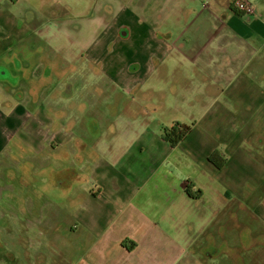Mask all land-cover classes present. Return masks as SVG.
<instances>
[{"label":"rangeland","instance_id":"374dc122","mask_svg":"<svg viewBox=\"0 0 264 264\" xmlns=\"http://www.w3.org/2000/svg\"><path fill=\"white\" fill-rule=\"evenodd\" d=\"M14 1V5L12 4L8 7V11L11 13L9 19L13 21L11 16H17L19 21L28 25L32 31L30 38H27L22 43V49H26L29 53L28 62L29 70L31 71L54 69V63L56 64V70H58V59L63 62L59 67V71H63V69L70 70L69 61L85 52L82 43L86 38H93L89 46L99 50L103 48L106 40L98 41L95 36L98 27L112 24L110 18L106 16L108 11L112 12L111 17L114 19L128 20L130 16L123 11V6L130 0ZM235 2L249 3L252 6L251 0H235ZM155 17V14L148 15L150 21ZM163 17L168 21L171 20V17L166 15ZM256 17L257 21L264 25V16L257 15ZM237 20L239 22L233 24V29L236 28L238 32L246 33L243 26L250 27L252 23L256 22L255 10L253 15H244L243 18L238 17ZM6 23V20L0 15V28L3 29L0 37L7 35ZM122 33L128 35L129 32L127 29H123ZM131 33L134 35L135 31L132 30ZM163 33L177 36L184 34V30L176 27ZM146 38L145 36L142 41L143 46L150 44L145 40ZM106 39L109 44V50L105 51L101 56L106 57L108 62L116 64L118 59L114 54L121 55L122 49L125 51V57L132 59L141 58V53L136 46L139 43L138 38L134 39V42H121L120 46H117L118 43L112 34L107 35ZM180 46L172 48L164 44L158 48L157 54L155 52L146 54L144 57L155 54V61L150 57L147 58L148 62L144 64L142 72L149 75L145 80L144 89H151V92L157 97L158 106L161 108V105H163L164 113H169L176 121L188 125L191 129L194 127L192 135L186 138L181 146L187 152V155H178L169 152L163 147L160 127H158V131L152 129L140 142L137 139L125 145L124 151L134 145H138V149L126 154L123 161L116 166V171L113 169L114 165L109 164L93 170V172L96 170L98 173L90 175V182L84 189L86 195L90 196L87 198L88 205L86 207L82 206L83 201L81 200L79 202L72 200L68 206L58 203V209L62 217H56L52 220L51 227H54L53 232L58 236L61 229L69 231L70 228L75 226L77 231H75L76 235L73 238L65 239L59 236L55 241L54 237L57 236L51 234L49 230L43 231V235L39 237L30 232L31 239H35L38 243H43L40 259L45 258L44 261L51 260L53 262L58 257V264L60 262H65L66 264H96V260H91L88 263L96 249V240L91 236L93 232L87 231V233L83 232L82 235L79 234L82 230H85L84 228H87V225H92L94 228L100 226V217L103 216L101 213L103 203L113 198L130 200L133 197H138L141 193L148 200L152 198L148 193V188L153 184L152 180H143L142 176L132 173L131 165L145 166L146 164L157 162L159 169L154 176L156 179L155 183L167 186L166 176H168L172 178L173 184L177 187L179 181H182L183 170L178 169L175 163L179 158L184 160V156H186L195 161L201 171L194 177L195 182L191 181L195 185V189L190 190V194L186 190L177 198L187 199L193 197L204 200L208 212H217L221 209L218 206L219 204H217L219 200L236 199V203L228 205L226 211L228 214L238 217V222L247 227L248 232H244V239L252 236L251 240L255 249L248 256V261L253 264H264V221L259 219L261 216L258 215L256 207L254 208L251 202H255V199L251 197L253 192L257 194L258 200H264V151L256 148L254 144H249L250 150L245 148V142L253 139L256 135L264 139V39L255 38L240 46L229 45L226 48V52L229 55V64L225 67L223 64L217 66L210 73L197 72L190 58L183 57L190 55V48L182 50L183 48H180ZM113 47H116V51H113ZM13 54V52H8L7 57H12ZM94 54H99V51L96 50ZM163 54L169 55L162 58ZM100 59L105 60L101 57ZM101 73L103 74V71ZM83 76V73H78L75 76L77 80L75 90L77 92ZM211 77H220L221 79L213 84L209 80ZM49 84L50 80L46 78L41 86L42 90L45 89L41 103L50 99L53 90L56 88L54 81L51 85ZM110 85L111 82H106L107 87ZM149 102V97L146 94L143 97V103L147 104ZM0 103H2L1 97ZM14 105H18L14 107L19 109V103L15 102ZM134 108L135 106L128 103L123 105L124 110H133ZM0 113L9 117V111L4 108H0ZM164 113L153 119L159 120L163 118ZM13 118L17 120L20 116L15 114ZM124 125V123L120 122L118 126L120 134L125 135V132L127 137H129L133 132L128 131L129 128L122 130ZM132 129L134 132H145V128L139 126H132ZM81 145L83 144L75 143L77 148ZM212 149L218 150L219 154L226 160V164L229 167L225 172L229 176L231 175L230 177H226L224 173L211 176L206 172L209 171V167L203 160L208 151ZM65 151V149L62 150L58 157L59 160L65 158L64 156L67 154ZM248 151L252 155L250 162L247 157ZM114 156L117 157V160L122 159L120 152H116ZM146 156L149 158H145ZM245 163L249 164V167ZM78 164L81 165L80 168L84 165L80 160ZM95 165H99V163L97 162ZM72 169L76 170L74 164ZM97 175L104 177L105 181L101 184L97 183ZM47 176H51L50 173ZM19 185L24 186L28 191V199L30 201L34 198L44 199L49 192H55L57 189L54 183L48 179L46 183L41 184L30 182L28 185L25 182H15V187ZM246 189H249V192L245 197L246 201H242L244 197L240 196V194ZM198 192H201V194H198ZM64 193L67 194L69 191ZM5 194L12 195V192ZM13 196L18 197L16 193ZM55 199L58 200V196ZM21 205L24 206V204ZM74 206L75 208L71 210V207ZM25 207L29 206L25 205ZM46 208L49 210L46 216L58 211L55 205L49 203L46 204ZM104 209L108 214L113 208L107 206ZM70 211L74 214H70ZM179 211L176 210L177 216L181 215ZM183 216L190 220L189 215L186 213ZM49 219L50 217H47V221ZM60 219L62 222L59 228L58 221ZM121 223L122 219L117 217L112 221L111 225L115 228L121 226ZM14 224H17L15 219ZM238 232L240 233L241 231L238 229ZM46 238L50 239L46 240ZM231 238L232 233H227L225 240L228 242ZM66 240H70L72 244L77 241L81 242V245L74 249L76 254L73 263L68 252L56 255L58 243L63 251ZM108 241L107 238L102 239L97 249L105 254L104 247ZM218 243L220 244V241ZM44 244L46 245L44 246ZM222 245L224 246L225 243ZM223 246H221L220 252L216 254V259L222 264H231L229 255L225 252ZM150 247L151 252L159 249L158 245L154 244H150ZM131 248L128 244L126 245L127 250ZM210 255V257H213L212 253ZM15 256L17 264L23 262L24 255L22 252L15 251ZM244 262L246 264V256H244ZM30 264H39V260ZM211 264H215L214 261Z\"/></svg>","mask_w":264,"mask_h":264},{"label":"crops","instance_id":"0c3cea01","mask_svg":"<svg viewBox=\"0 0 264 264\" xmlns=\"http://www.w3.org/2000/svg\"><path fill=\"white\" fill-rule=\"evenodd\" d=\"M235 0H130L125 4L123 9L125 13L130 15L129 20L134 19V31L140 32L142 38H140L138 47L144 49L147 48L146 45H142L144 37L148 41V45L152 46L153 52L157 54L159 47L164 45L161 39L151 38L152 32H167L172 28H181L185 30L183 38L177 40V45L185 44L189 46L190 55H185L186 58H190V61L194 66L197 67L198 72L210 73L217 66H223L229 64V55L226 52V48L229 45H237L247 43L249 40H254L255 38L264 39V25H261L257 21V15L264 16V0H251V4L255 10V20L250 27L243 26L246 33H240L235 28L233 29V24H237L239 21L238 17L233 16L230 13L231 5ZM14 0H2L0 3V15L6 20L7 30L6 36L0 37V57L5 56L7 51L13 50L15 44H22L25 42L26 38L32 32L28 25L23 24L19 21L17 16H11L13 21L9 19L11 13L8 11L10 5H14ZM13 9V8H12ZM149 14H155L156 17L153 20L148 19ZM164 15L171 17V20L164 19ZM252 21V18H251ZM186 27V28H185ZM3 29L0 28V34ZM219 34L220 37H219ZM181 35V34H179ZM23 45V44H22ZM92 54L98 48L91 47ZM185 52V51H184ZM154 54V58H155ZM151 56H143L141 54V62L147 64V58H153ZM168 55L163 54V57ZM16 62H18V70H15V77L13 83H0V97L2 98V103H0V108H4L9 111V117L4 116L0 113V153L2 152L4 146L11 142L12 144L21 145L25 149H31L36 154L41 155V158L34 159L28 157L27 159L31 162L40 163L42 167H46L48 170L54 168L58 173H63V182L66 181L62 190H58V198H65V201H55L52 205L58 209V203L65 204L68 206L69 202L72 200L83 201V207L88 205L87 198L90 197L85 193V187L90 182V175L92 173L97 174L98 172L94 169L101 168L106 164L114 165L113 169L116 171V166L123 161L126 154H129L138 149V145L129 147L124 151L125 145H128L133 140L140 142L141 139L147 136L152 129L158 131V125H152L154 122H159L165 126L169 125L171 122L176 121L168 113H164V117L159 120H153L148 124H143L140 120H132V117L125 115V118L117 120L115 126H110L106 124L105 119L109 116V110L103 108L99 113L96 109V104L93 103L89 112H94V121L97 119L99 123L98 131L103 137V140L97 143L88 133L82 134L87 137V141H83L84 145L79 148L75 146L74 135L79 134L80 130L74 131L71 134H66V129L61 126L66 120L63 118V112L67 109V104L58 101L52 102L47 99L46 102L41 103V98L44 97L43 92H38L36 94V100H33L32 95H30L31 83L25 82L23 78L24 65L28 62L25 61L23 55L18 54L14 57ZM122 71L118 74H112L109 70L106 71L104 78L100 84L106 85V82H111L112 80L118 84V86L126 88H131L135 86L138 82H143L145 85L146 78L148 74L140 71L138 74L131 75L126 70V58L123 59ZM15 64L13 57H5L0 62L2 71L1 75L6 77L5 70L8 69V65ZM16 67V64L14 65ZM4 67H7L4 68ZM33 70L31 74L27 76V79L34 78ZM220 80V77H215ZM18 79V80H17ZM3 81H9L6 78ZM18 81V82H17ZM4 87H9L10 92L5 95L3 92ZM118 87V88H119ZM19 103L20 107L15 108L14 103ZM18 114L19 119H14L13 116ZM72 114L71 112L69 115ZM163 114V113H162ZM161 115V114H160ZM158 116V115H157ZM141 118V117H139ZM120 122L125 125L122 127L129 128L128 131L133 133L127 137L121 135L118 129ZM61 126V127H60ZM132 126H139L145 128V132H134ZM60 127L58 131V136L54 137L53 145H58L56 148V153L53 157L47 155V151L50 147L51 140L47 135L55 132V128ZM194 129V127H193ZM192 129V131H193ZM123 132V131H122ZM193 132L186 138H189ZM134 134V135H133ZM255 137L251 140L245 142L246 150H250L249 144H254L256 146ZM185 140V139H184ZM184 141L172 149L164 141L162 142L163 147H165L169 152L175 154L187 155V152L182 149ZM256 148H258L256 146ZM65 149L67 154L62 160L59 158H54V156H60L62 150ZM264 151V148L262 149ZM215 151L209 150L204 163L209 167L208 172L211 176L216 174H223L226 177H230L225 171L228 169V164L226 167L218 171L216 168L210 166L207 163L208 157ZM116 152H120L122 156L121 160H117L114 156ZM122 153V154H121ZM118 156V155H117ZM251 152L248 151L247 157L250 162ZM149 158V157H145ZM81 161L83 165L78 164ZM256 160V159H254ZM99 165H95V163ZM73 164L76 170L72 169ZM176 166L178 169L183 170L182 181H179L177 187L173 184L172 178L166 176L167 186H163L161 183H155V174L159 169L157 162L154 164H146L145 166L131 165L133 172L136 175L142 176L143 180L150 179L153 184L148 188V193L152 196L151 200H148L143 193L139 194L138 197H133L132 199H120L113 198L108 202H104L102 205L100 217V226L94 228L92 225H87L82 233H91L93 239L96 240L95 251L91 255V260H96V264H211L213 261L215 264H222L216 259V254L220 252L222 244L225 243L224 250L229 255L231 264H245L244 256H246V264H253L248 261V256L252 254L255 247L252 245V236L243 238L244 232H248L247 227L244 224L238 222V217L228 214L226 207L236 203L235 200L224 199L219 200L217 204L221 208L217 212H208L207 205L204 200L199 199H179L180 195L186 191L188 185H195L191 182L194 181V177L198 175L201 171L199 166L195 161L184 156V160L179 158L176 161ZM247 164V163H245ZM249 167V164H247ZM0 167L2 169L7 167V163L0 162ZM90 173H89V172ZM68 172V173H66ZM117 174V173H116ZM118 175V174H117ZM263 177V176H262ZM0 179H4L0 174ZM97 183L101 184L105 181V178L101 175L96 177ZM5 181V180H4ZM102 186V185H101ZM249 189H246L240 196L245 197L248 194ZM69 191L65 194L64 192ZM147 191V190H145ZM233 196V195H232ZM251 197L256 200L257 194L252 193ZM238 201V202H242ZM249 201V200H248ZM254 208H258V215L260 220L264 221V203L263 200L258 203L251 201ZM50 204V203H49ZM112 207L107 214L104 207ZM129 207V208H128ZM60 208V207H59ZM75 208L71 207V210ZM177 208V209H176ZM180 210V216H177L176 210ZM49 213L46 205L42 206V224L49 230L51 234L56 235L54 227H51V222L56 217H62L61 212L58 211L53 214ZM187 214L190 220L186 219L183 214ZM43 214L45 215L43 217ZM70 214H74L70 211ZM182 216V217H181ZM47 217L50 219L47 221ZM120 217L122 219L121 226L112 227V221ZM61 219L58 221V227L61 226ZM60 228V227H59ZM238 229L241 231L238 232ZM150 230V233H149ZM68 231V230H67ZM70 234H66L70 238H73L76 234L75 226L69 229ZM74 231V232H73ZM30 232L28 230L22 234L23 237L30 239ZM0 233H4L0 230ZM65 230L60 231L57 237H54L56 241L58 237H63L65 235ZM227 233H232V238L230 241L225 240ZM241 234V235H240ZM9 238L11 242H17L18 233H10L5 236ZM107 238L109 241L106 242L103 251L98 250V246L102 239ZM47 240L50 238H46ZM66 239V238H65ZM220 241V244L218 243ZM28 242V241H24ZM35 244L32 241H29ZM128 242L129 247L135 244L131 249H125L122 247V243ZM12 243L8 244L7 253L9 256H15V251H20L17 245ZM150 244L158 245L159 249L151 252ZM81 245L80 241L74 242L72 244L70 240H66L64 243L63 251L59 247L56 255L65 254L68 252L70 254L71 262L75 260L74 249ZM40 247V246H39ZM43 248V247H42ZM41 248V249H42ZM41 249L39 252L41 253ZM83 249V247H82ZM126 251V252H125ZM21 252V251H20ZM210 253L213 257H210ZM23 254V253H22ZM24 255V254H23ZM11 258L12 264H17L16 256L15 260ZM58 257L53 262L51 260L43 261L42 264H58ZM6 260H1L0 263H5ZM32 261L29 257V262L23 258V262L19 264H30ZM59 264H66L65 262H60ZM77 264V263H76Z\"/></svg>","mask_w":264,"mask_h":264},{"label":"flooded vegetation","instance_id":"af4514ba","mask_svg":"<svg viewBox=\"0 0 264 264\" xmlns=\"http://www.w3.org/2000/svg\"><path fill=\"white\" fill-rule=\"evenodd\" d=\"M1 2L2 0H0V3ZM123 11L126 12L124 9ZM106 16L110 18L112 24H108V26L104 25L98 27L95 36L98 41L106 40L103 48L101 50L98 49L99 54L92 55V46H89V43L93 40V38H86L82 43V46L85 48V52L69 61L68 66L70 70L63 69V71H59V67L63 64V62L61 59H58V70H56V64L54 63V69H45L44 71H42V69L36 70L34 73V78H30L28 80L27 76L28 74L30 75L32 71L29 70V53L26 49H22V44L14 46L12 51L11 49H9L5 56L0 57L1 62V60H3L8 55V52L14 53L12 57L16 64V67L14 66L15 64L8 65V69L7 67H4L7 69L5 70L6 77H4L1 75L4 69L0 66V83H13V85H15L16 82L13 81V77L16 76L15 73L17 72L15 70H18L17 67L19 64L18 62H16L14 57H16L18 54L23 55V57L25 58L24 60L28 62L24 65L23 78L25 82L31 83L30 95H32L34 101L37 99L36 94L38 92H42L41 86L44 84L46 78L50 80L49 85H51L53 81L55 82L54 86H56V88L53 90L50 100L53 103L62 101L68 105L66 111L61 113L63 114V118H66L61 126L65 127L66 134H71L74 131L80 130V133L74 135V138L76 142L82 143L83 145V141L88 140L86 136L82 135L85 133H88L97 143L103 140V137L99 134L98 131L99 123L97 119L94 121V112H89L93 103L96 104V109L99 110V113L103 108L109 110V116L105 119V121L107 125L113 127L116 124L115 122L117 120L125 118V115L131 116L132 120H140L143 124H148L153 121V118L157 117V115L164 113L163 105H161V108L158 106L156 102V95L151 92V89H144L143 82H138L137 84H135V86L126 89L121 86L119 87L118 84H116L113 80L111 81V85L109 87L103 84H101L100 86V82L104 78H106L105 73L107 70H109L112 74L119 75V71H122V63L124 62V58H126V70L131 75L138 74L143 70L144 66V64L141 62V58L132 59L130 57H125L124 49H122L121 55L114 54L118 59L116 64L108 62L106 60V57L101 56L105 51L109 50V44L106 39L107 35L109 36L112 34L114 36L115 41L118 43L117 46H120L121 42H134V39L138 38L140 40V38H142L140 32H135L134 35L131 33V31L134 30L133 27L136 23L134 19H114L111 17L112 12L109 11L106 13ZM123 29L128 30V35L126 33H122ZM31 33L28 38H30ZM184 34L174 36L170 33H161L160 35V32H152L151 38L161 39L167 46L175 48L176 46H180L177 45V40H181ZM136 46L138 51H140L141 54L143 53V56H145L149 52L153 53L151 45H148L147 48L144 49L138 47V45ZM180 48H183L182 50H185L186 48H189V46L181 44ZM113 51H116V47H113ZM100 57L104 58L105 60L100 59ZM152 57V60L155 61L154 54ZM183 57L185 58V56ZM194 68L197 70L196 66H194ZM101 71H103V74L101 73ZM78 73H83L84 76L80 80L79 91L77 92L75 90V85L77 84L75 76ZM6 78H8L9 81H3ZM209 80L213 82V84L220 81L215 77H211L209 78ZM3 92L5 95H8L10 92V88L4 87ZM146 94L147 97H149L150 102L144 104L143 97ZM124 103L133 105L135 106V108L133 110H124ZM70 112L72 114L69 115ZM152 125H158L161 128V131L163 129H166L169 133L175 128L178 129L179 126L189 127L188 125L182 124L180 121H173L167 126L160 124L159 122H154L152 123ZM60 127H56L54 133L50 132L47 135V137L51 140V143L46 153L50 157H53V154L56 153V148L58 147V145H53V142L54 137L58 136L57 130H60ZM178 131H181V129H179ZM184 139H186V137ZM184 139L181 141V143L184 141ZM254 141L258 148H264L263 138L256 135ZM215 152L219 153V151ZM28 157L37 159L41 158L42 156L36 154L31 149L23 148L20 144L16 145L12 144L11 142H8L0 153V162L7 163L6 168L2 169L0 167V174L4 178L0 179V230L4 232L0 233V259L3 261L6 260V263L8 264H10L12 261L10 257H13V259L15 260V256H9V254L7 253L8 244L12 242L11 240H9V238H5L7 233L10 234L12 232L18 233L17 242H13L12 244L14 246L17 244L19 245L17 248L24 254L25 260L29 262L30 257L32 262L39 260V264L43 263L45 258L40 259L41 253L39 252V250L43 247V243H38L35 239H31V237L30 239H28L26 236L23 237L22 234H24L28 230V227L29 230H31V233H34L37 237L42 236L44 233L43 231H47V228L41 223L42 206H45L47 203L52 204L53 202L57 201L55 197L58 196V190L59 188L60 190H62L66 183V181L63 182V173H58V171H56L54 168H50L48 170L46 167H42L40 163L38 164L36 162L29 161L27 159ZM54 158H58V156L56 155L54 156ZM207 163L210 166L214 167L208 159ZM48 173H50L51 176H47ZM47 179L50 182H53L54 186H56L57 189L55 190V192H49L48 196H46L44 199L34 198L30 201L28 199V191L24 186L19 185L15 187V182H25L28 185L30 182L41 184L46 183ZM188 186L191 187L190 190L194 188L192 184ZM10 192H12V195L5 194ZM14 193H16L18 197H14ZM198 194H201V192H198ZM190 199H193V197H190ZM65 200V198H58V201ZM261 201L262 200H260V202ZM255 202L258 203V200H256ZM21 204H24V206H22ZM25 205H28L29 207L26 208ZM256 211L259 212L258 208H256ZM14 219L16 220L17 224H14ZM65 232L66 233L63 237L69 238V236H67L66 234H70L71 231L66 230ZM29 241H32L35 244H32ZM127 244L128 242L122 243V247L125 248ZM45 245L46 244H44V246ZM131 245V247H135V244L131 243Z\"/></svg>","mask_w":264,"mask_h":264},{"label":"trees","instance_id":"16d2710c","mask_svg":"<svg viewBox=\"0 0 264 264\" xmlns=\"http://www.w3.org/2000/svg\"><path fill=\"white\" fill-rule=\"evenodd\" d=\"M230 13L236 17H244L243 13L236 11L232 6L230 8ZM179 129H181V131H178ZM190 132L191 127L179 126L178 129L175 128L170 133L166 129H163L160 133L161 138L165 143H167L171 148H176L181 143V141L190 134ZM208 160L214 166V168L218 170H222L225 168L226 160H224L218 152L213 153L208 158ZM190 189V186H188L186 189L188 194H190Z\"/></svg>","mask_w":264,"mask_h":264},{"label":"built area","instance_id":"2783aa9c","mask_svg":"<svg viewBox=\"0 0 264 264\" xmlns=\"http://www.w3.org/2000/svg\"><path fill=\"white\" fill-rule=\"evenodd\" d=\"M232 7L238 11L243 13L244 15H253L254 10L249 3H241V2H233Z\"/></svg>","mask_w":264,"mask_h":264}]
</instances>
